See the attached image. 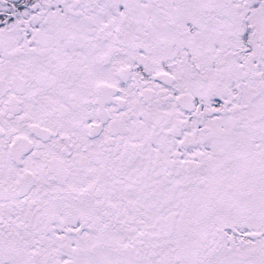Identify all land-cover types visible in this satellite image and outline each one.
<instances>
[{
    "label": "snow or ice",
    "instance_id": "obj_1",
    "mask_svg": "<svg viewBox=\"0 0 264 264\" xmlns=\"http://www.w3.org/2000/svg\"><path fill=\"white\" fill-rule=\"evenodd\" d=\"M0 264H264V0H0Z\"/></svg>",
    "mask_w": 264,
    "mask_h": 264
}]
</instances>
